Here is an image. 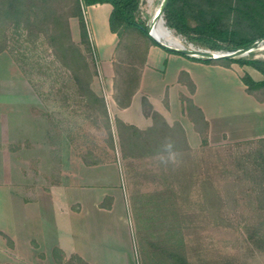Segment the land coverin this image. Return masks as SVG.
<instances>
[{"label": "rangeland", "instance_id": "1", "mask_svg": "<svg viewBox=\"0 0 264 264\" xmlns=\"http://www.w3.org/2000/svg\"><path fill=\"white\" fill-rule=\"evenodd\" d=\"M161 2L141 0L138 19L149 26ZM66 18L92 72L91 91L71 70L83 73L62 33ZM228 23L240 27L235 14ZM171 31L186 47L203 48ZM149 43L129 29L113 50L88 51L69 0H0V246L25 249L31 234H53L60 209L64 223L77 212L67 223L77 247L89 244L92 229L112 230L129 237L139 264H264V214L235 163L245 141L264 136V88L249 94L241 78L263 75L237 63H205L231 68L236 79L194 68L201 97L218 113L207 145L185 133L186 143L175 122L170 129L162 120L139 127L154 126L133 143L115 106L139 87ZM253 52L264 60V39ZM189 115L204 127L195 110ZM172 155L178 163L165 167ZM43 198L56 202L43 210Z\"/></svg>", "mask_w": 264, "mask_h": 264}, {"label": "crops", "instance_id": "2", "mask_svg": "<svg viewBox=\"0 0 264 264\" xmlns=\"http://www.w3.org/2000/svg\"><path fill=\"white\" fill-rule=\"evenodd\" d=\"M111 10L110 3H96L86 8L91 37L100 54L113 50L117 45L118 37L109 27ZM98 36L101 37V41ZM205 67L216 69L225 77L236 79L231 68L205 64L188 55L171 52L157 44L149 43L141 68L139 87L133 93L128 105L115 106L118 118L140 128L150 126L153 122L152 117L145 113L143 106V99H146L152 109L161 114L167 123L179 122L190 141L199 140L200 134L189 115L187 105L181 100V96H186L190 97L193 104L201 110L208 123V134L211 138L216 127L218 113L212 112L201 97L204 80L194 69L200 70ZM182 73H186L194 84L193 92L189 90L187 81L181 80ZM165 97H167L166 102L164 101ZM55 202L43 198L40 208L43 210L48 206L52 208ZM91 208L102 216L114 213L109 209L101 211L93 206ZM58 212L64 217L60 209ZM73 213L77 214V212ZM73 213L65 215L66 219L68 218L65 220L66 223L63 222L65 217L64 219L62 217L60 226L55 222L56 231L53 234L43 233L44 235L41 237L33 233L28 236L25 249L17 243L13 248L7 245L0 246V264H139L129 237L127 236V241L124 242L112 230L92 229L91 236L89 235L91 240L89 244L83 248L77 247L78 234L67 225L72 219L71 214ZM12 236L14 235L12 234ZM13 239L16 240V237L14 236ZM72 258H77L80 262L75 263Z\"/></svg>", "mask_w": 264, "mask_h": 264}, {"label": "trees", "instance_id": "3", "mask_svg": "<svg viewBox=\"0 0 264 264\" xmlns=\"http://www.w3.org/2000/svg\"><path fill=\"white\" fill-rule=\"evenodd\" d=\"M14 2H17V0H12V3ZM69 2L71 4V15L77 17L79 21L80 36L88 51H97V48L91 37L86 8L96 3H110L112 5L109 15V27L113 33H116L118 41L121 40L126 30L134 29L148 37L150 43L156 44L147 32L148 26L146 23L138 19L141 0H69ZM232 14H235L237 24L240 27L231 28L229 25L228 20ZM164 19L167 27L183 35L189 42L210 50L232 51L264 39V0H168ZM62 24V33L69 38L67 41L70 47L67 49L74 51L81 63L83 73L72 67L71 70L77 83L79 85L88 84V90L91 91L89 87L92 79L90 67L82 51L71 42L68 19H64ZM254 55L255 53L251 51L247 55L234 58L206 59L196 56L190 57L204 63L221 64L227 67L232 63L253 67L263 75V79L256 80L249 73H245L241 80L246 86V91L249 94H254L255 91L264 88V60L255 58ZM181 80L187 81L191 92L194 91L195 86L186 73L181 74ZM95 97L101 99L98 96ZM183 100H187L189 112L191 110L197 112L204 127L199 128L197 126L196 129L200 133L203 143L207 145V121L201 110L193 104L191 99L183 97ZM130 101L129 99L125 105H128ZM143 106L148 107L145 113L151 115L153 122L162 120L167 127L173 128V126L167 124L161 114L152 109L146 99L143 101ZM192 119L197 125L198 120ZM117 124L121 129L130 132L133 143L136 142L138 136L154 128V126H151L146 130H142L135 125L123 122L119 118ZM174 126L180 131L187 143L183 126L179 122H175ZM243 144L246 145L247 149L235 154V163L242 177L251 184V188L256 195L258 209L264 214V136L255 140H247ZM236 145L240 146L241 143ZM258 242L261 243L259 246L264 248V237H260ZM177 260H180V258L178 257Z\"/></svg>", "mask_w": 264, "mask_h": 264}, {"label": "water", "instance_id": "4", "mask_svg": "<svg viewBox=\"0 0 264 264\" xmlns=\"http://www.w3.org/2000/svg\"><path fill=\"white\" fill-rule=\"evenodd\" d=\"M168 4V0H162L161 5L158 9V12L155 14L153 17L151 23L147 27V32L150 37L156 42L157 45L165 48L168 51L183 54V55H188V56H196V57H202L206 59H220V58H234V57H239V56H244L247 55L249 52L253 51L256 47H258L260 40L255 41L249 46L238 48L232 51H227V52H221L217 50H210V49H204V48H196V47H176L171 44H168L166 42L160 41L159 39L155 38L152 35V28L154 25L155 20L158 17L164 16V12L166 9V6Z\"/></svg>", "mask_w": 264, "mask_h": 264}, {"label": "bare ground", "instance_id": "5", "mask_svg": "<svg viewBox=\"0 0 264 264\" xmlns=\"http://www.w3.org/2000/svg\"><path fill=\"white\" fill-rule=\"evenodd\" d=\"M157 12L158 10L155 12V14ZM171 30L166 26L165 20L163 16H161V17H158L154 22V25L152 28V35L155 38L159 39L160 41L166 42L176 47H182L183 46L182 42L177 36L173 34Z\"/></svg>", "mask_w": 264, "mask_h": 264}, {"label": "clouds", "instance_id": "6", "mask_svg": "<svg viewBox=\"0 0 264 264\" xmlns=\"http://www.w3.org/2000/svg\"><path fill=\"white\" fill-rule=\"evenodd\" d=\"M173 145H174V141H173ZM161 163L166 167L169 164H177L178 163V159H177L176 155H172L168 160L161 161Z\"/></svg>", "mask_w": 264, "mask_h": 264}, {"label": "built area", "instance_id": "7", "mask_svg": "<svg viewBox=\"0 0 264 264\" xmlns=\"http://www.w3.org/2000/svg\"><path fill=\"white\" fill-rule=\"evenodd\" d=\"M183 46H185V45L183 44Z\"/></svg>", "mask_w": 264, "mask_h": 264}]
</instances>
